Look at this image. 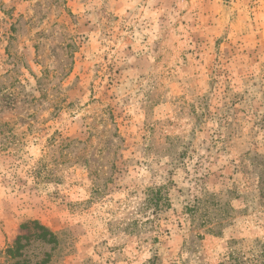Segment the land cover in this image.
Instances as JSON below:
<instances>
[{"label":"rangeland","instance_id":"obj_1","mask_svg":"<svg viewBox=\"0 0 264 264\" xmlns=\"http://www.w3.org/2000/svg\"><path fill=\"white\" fill-rule=\"evenodd\" d=\"M0 264H264V0H0Z\"/></svg>","mask_w":264,"mask_h":264},{"label":"trees","instance_id":"obj_2","mask_svg":"<svg viewBox=\"0 0 264 264\" xmlns=\"http://www.w3.org/2000/svg\"><path fill=\"white\" fill-rule=\"evenodd\" d=\"M154 199H155V205L157 206L161 201V198L158 192L153 196L152 200L154 201Z\"/></svg>","mask_w":264,"mask_h":264}]
</instances>
